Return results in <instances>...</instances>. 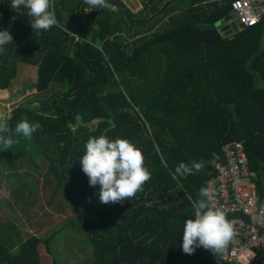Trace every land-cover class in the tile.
<instances>
[{"label": "trees", "instance_id": "16d2710c", "mask_svg": "<svg viewBox=\"0 0 264 264\" xmlns=\"http://www.w3.org/2000/svg\"><path fill=\"white\" fill-rule=\"evenodd\" d=\"M140 1L133 12L121 0L98 9L54 0L67 29L33 31L26 10L0 0V30L13 36L0 54V89L10 92L23 63L33 78L23 79L22 92L59 86L11 109L7 123L21 145L0 151V164L25 157L38 169L35 153L52 181L45 203L58 192L64 200L50 229L26 216L24 231L15 216L0 222V264H59L50 243L68 224L84 234L88 264H232L203 247L184 253L183 224L194 219L188 197L199 199L210 160L232 139L242 140L264 198V19L223 36L215 24L232 13L231 0ZM21 120L40 123L31 139L14 133ZM100 135L126 138L143 152L151 179L132 200L101 204L100 186H90L82 171L85 143ZM200 160L202 171L173 179L180 162ZM9 188L29 206L24 181ZM247 264H264V250Z\"/></svg>", "mask_w": 264, "mask_h": 264}, {"label": "clouds", "instance_id": "9594fccd", "mask_svg": "<svg viewBox=\"0 0 264 264\" xmlns=\"http://www.w3.org/2000/svg\"><path fill=\"white\" fill-rule=\"evenodd\" d=\"M91 9L107 8V0H84ZM10 7L15 11L26 10L33 31H48L60 25L55 14L54 0H11ZM67 29V28H66ZM88 41H82L85 43ZM13 43V36L7 30H0V54H4L5 46ZM8 118H0V145L2 150L11 149L14 143L13 129L7 123ZM41 127L39 122L31 123L21 120L15 126L14 133L31 139ZM85 151L79 164L89 180V185L100 186L99 202L101 204L123 203L132 200L137 193L144 190V185L151 179V172L145 166V157L141 149L126 138L109 139L105 135L90 137L85 143ZM205 161H193L191 164L180 162L175 167L173 179L187 177L203 170ZM199 199L191 201L194 219L188 218L183 224L182 249L186 254H193L196 248L203 247L213 254L221 255L228 249L236 235L233 221L225 212L212 206L215 190L202 187Z\"/></svg>", "mask_w": 264, "mask_h": 264}, {"label": "rangeland", "instance_id": "374dc122", "mask_svg": "<svg viewBox=\"0 0 264 264\" xmlns=\"http://www.w3.org/2000/svg\"><path fill=\"white\" fill-rule=\"evenodd\" d=\"M126 7L131 11H137L141 7L140 0H121ZM233 16L227 21H218L215 26L220 29L225 24L233 21L235 18ZM25 77V78H24ZM33 78V73L29 70L28 65L21 64L18 69V73L11 84L10 92L5 89H0V118H7L11 109L22 103L24 101H32L34 99L41 97H48L51 95L53 90L59 88L57 83H52L44 92H36L35 88H25L23 79L28 81ZM20 139V137H17ZM17 139V146L21 145V141ZM17 147V148H18ZM32 158L41 164L40 168H36L32 165L25 157L23 159H17L16 165H8L3 167L0 164V222L4 220L11 219V216L17 217L20 221L22 219L23 228L28 229V224L24 220L25 218H30V223L33 222L39 226V228H49L52 224H57L61 220L63 212L57 211L59 204H63L64 200L60 192H58L53 199L52 204H46L45 201L50 197L52 189V181L48 176L45 178L44 170L46 165L35 153L31 154ZM7 164V162H4ZM25 182L26 187L32 190L29 194V206L23 205L22 202L14 201L12 192L9 188L10 183ZM28 208L20 210L21 208ZM32 212V213H31ZM44 212V213H43ZM58 216H53V214ZM68 214L71 211L68 209ZM31 214V215H30ZM13 218V217H12ZM38 228V229H39ZM24 231V230H23ZM78 227L74 225H66V227L56 235L55 240L50 244L52 245L53 255L55 259L58 260L59 264H88V257L86 256V250L83 246L84 234ZM41 254H46L43 247L39 249Z\"/></svg>", "mask_w": 264, "mask_h": 264}, {"label": "built area", "instance_id": "2783aa9c", "mask_svg": "<svg viewBox=\"0 0 264 264\" xmlns=\"http://www.w3.org/2000/svg\"><path fill=\"white\" fill-rule=\"evenodd\" d=\"M229 20L247 27L264 19V0H231ZM211 172L204 187L215 190L212 206L222 209L234 222L236 235L219 261L247 264L259 249L264 250V198L255 189V173L248 166L242 140L232 139L220 147L209 162Z\"/></svg>", "mask_w": 264, "mask_h": 264}, {"label": "water", "instance_id": "95a60500", "mask_svg": "<svg viewBox=\"0 0 264 264\" xmlns=\"http://www.w3.org/2000/svg\"><path fill=\"white\" fill-rule=\"evenodd\" d=\"M230 17V15H227L225 16L222 20V21H227L228 18ZM238 30V26L233 22H229L228 24H225L224 26H222L220 29H219V32L223 35V36H228L230 34H232L233 32H236Z\"/></svg>", "mask_w": 264, "mask_h": 264}, {"label": "crops", "instance_id": "0c3cea01", "mask_svg": "<svg viewBox=\"0 0 264 264\" xmlns=\"http://www.w3.org/2000/svg\"><path fill=\"white\" fill-rule=\"evenodd\" d=\"M10 219V218H9Z\"/></svg>", "mask_w": 264, "mask_h": 264}]
</instances>
